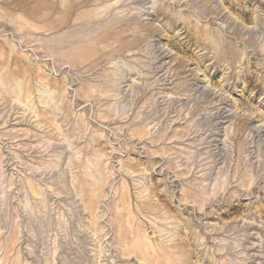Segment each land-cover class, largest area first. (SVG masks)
<instances>
[{
    "label": "rangeland",
    "instance_id": "rangeland-1",
    "mask_svg": "<svg viewBox=\"0 0 264 264\" xmlns=\"http://www.w3.org/2000/svg\"><path fill=\"white\" fill-rule=\"evenodd\" d=\"M0 264H264V0H0Z\"/></svg>",
    "mask_w": 264,
    "mask_h": 264
}]
</instances>
